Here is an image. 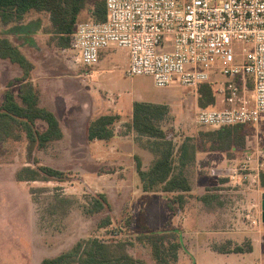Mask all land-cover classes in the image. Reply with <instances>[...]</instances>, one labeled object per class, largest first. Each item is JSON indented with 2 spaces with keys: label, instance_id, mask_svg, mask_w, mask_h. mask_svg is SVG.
Listing matches in <instances>:
<instances>
[{
  "label": "rangeland",
  "instance_id": "1",
  "mask_svg": "<svg viewBox=\"0 0 264 264\" xmlns=\"http://www.w3.org/2000/svg\"><path fill=\"white\" fill-rule=\"evenodd\" d=\"M93 6L90 1L80 14L79 23L93 21ZM16 25L5 26L0 20V34L8 36L36 63L33 83L41 87V105L57 112L66 133L63 140L36 151L34 156L40 165L70 172L73 178L68 181L18 182L15 175L20 168L34 167L30 163L26 134L19 132L18 139L0 140V264H42L44 259L70 251L78 241L91 238L106 242L129 241L132 243L129 251L135 258L147 264H158L151 244L137 240L141 226L148 222L147 216L155 230L178 229L181 232L184 246L172 264H246L247 260L242 256L225 257L210 249L233 251L241 247L248 252L255 243L260 245L258 252L264 261V223L252 228L255 231L237 230V225L248 223L236 209L244 202L241 199L246 194L229 182L225 172L223 178L213 174L215 169H225L224 161L205 160L200 155L187 172L194 187L193 196L188 195L186 205L183 208L176 206L174 211L165 210L167 201L160 197L152 205L141 196L140 185L134 181L136 157L143 149L138 134L128 127L132 120L133 101L142 99L166 105L170 115L163 127L170 135L176 136L174 141L181 144L190 136L198 137L196 142L199 143L201 132L213 130L194 122L200 95H189L188 90L180 86L157 88L151 77L129 76L127 57L122 51H109L112 60L101 56L100 62L92 67L75 62V51L46 45L49 36L44 31L50 28L51 21L45 13H31L19 24L33 26L35 33L30 38L22 31H15ZM95 69L100 71L98 76L92 73ZM21 74L18 66L0 59V103L8 83ZM226 80L227 77L217 73L207 82L213 83L217 99L220 85ZM247 88L249 96L253 90L252 80H247ZM194 97L195 105L185 107ZM106 113L121 115L122 120L115 129L117 139L93 144L86 138L87 122ZM248 128L252 135L251 147L259 145L258 149H263L264 122L248 125ZM111 145L123 146L126 153L114 158L116 152L114 155L110 151ZM150 157L153 156L143 158L144 164H149ZM125 179L129 183L123 182ZM208 189L219 195V200L209 207L197 198L198 193L204 194ZM57 194L77 200L68 216L61 215V208L58 213L53 211L55 201L52 197ZM94 194H106L112 211L88 214ZM247 198L254 202L253 198ZM260 201L257 198V203ZM108 213L113 219L112 224L99 228L98 224ZM193 213L196 219H190L189 214ZM257 257L253 255L249 262L259 264Z\"/></svg>",
  "mask_w": 264,
  "mask_h": 264
},
{
  "label": "trees",
  "instance_id": "2",
  "mask_svg": "<svg viewBox=\"0 0 264 264\" xmlns=\"http://www.w3.org/2000/svg\"><path fill=\"white\" fill-rule=\"evenodd\" d=\"M93 2L92 22H105L108 17L105 0H0V20L5 26H14L15 31H22L32 37L33 26L19 25L31 13L49 15L51 26L44 31L49 36L48 47L69 49L71 35L79 24L80 14ZM0 59L18 66L22 74L12 79L3 93L0 103V140L20 138L19 132H24L29 142L30 163L34 167L24 166L15 175L18 182H48L68 181L72 173L61 171L50 166L40 165L34 156L36 151L47 149L64 139V131L55 111L41 105V89L33 83L35 64L6 35L0 34ZM1 86V83H0ZM199 106H215L217 97L213 83H204L199 88ZM170 110L166 105L143 101L133 104L132 120L128 124L130 130L138 134L142 149L149 151L153 160L144 167L141 157L137 156L136 170L142 189L147 193H163L168 195L167 206L174 211L175 207L183 208L187 197L193 191L192 182L187 174L191 166L197 162L200 151L226 152L231 158L236 151L248 150L252 145V135L248 125L239 124L220 129L201 132L198 140L186 137L181 144L174 141L163 127L169 118ZM121 115L116 113L103 114L91 119L87 127L88 141L112 140L115 136L117 123ZM43 126V129L40 128ZM260 184L264 189V171L260 175ZM208 189L206 193L197 196L206 206H212L219 195ZM55 211L60 208L61 215L68 216L74 206L75 198L65 195H54ZM87 212L90 215L112 211V204L106 194H94ZM108 213L98 224L105 228L112 224ZM181 232L178 229L157 231L145 222L141 226L138 241L151 244L153 257L158 264H172L178 259V251L183 248ZM132 243L126 240L112 242L101 241L98 238L78 241L70 251L56 257L46 258L42 264H147L135 258L129 251ZM225 251V250H224ZM223 251V252H224ZM243 252L241 247L233 251Z\"/></svg>",
  "mask_w": 264,
  "mask_h": 264
},
{
  "label": "built area",
  "instance_id": "3",
  "mask_svg": "<svg viewBox=\"0 0 264 264\" xmlns=\"http://www.w3.org/2000/svg\"><path fill=\"white\" fill-rule=\"evenodd\" d=\"M105 22L79 23L71 35L75 62L92 67L102 52L129 57V76L151 77L157 88L180 86L195 97L217 73L227 77L218 94L225 108L200 107L194 122L213 129L257 125L264 118V0H105ZM249 77H252L250 79ZM247 80L253 90L247 95ZM234 165L213 170L241 188L257 184L264 171V149ZM249 190V189H248ZM246 201L243 208H246ZM244 218L261 223L260 203Z\"/></svg>",
  "mask_w": 264,
  "mask_h": 264
},
{
  "label": "crops",
  "instance_id": "4",
  "mask_svg": "<svg viewBox=\"0 0 264 264\" xmlns=\"http://www.w3.org/2000/svg\"><path fill=\"white\" fill-rule=\"evenodd\" d=\"M49 38V37H48ZM47 41H48V39H47ZM46 45H47V42H46ZM21 48V47H20ZM111 50H115V49H110V50H105V51H103L102 52V55L101 56H103V58H107L108 57V59H110V60H112L111 59V57L112 56H110V54L108 53L109 51H111ZM118 51H120V50H118ZM122 52H124L125 53V55H126V57H127V59H126V63L129 65V57H128V55H127V53L125 52V51H122ZM25 54V53H24ZM26 55V54H25ZM27 56V55H26ZM29 58V57H28ZM30 59V58H29ZM101 59V58H100ZM31 60V59H30ZM32 62H33V60H31ZM34 64H35V66H37L36 65V63L35 62H33ZM35 72H36V68H35V70H34V72H33V81H34V78H35ZM95 76H98L99 74H100V71L99 70H97V69H95L93 72H92ZM37 85V84H36ZM40 89H41V87H40ZM41 94H42V90H41ZM187 94H191L189 91H188V93ZM191 96H193V95H191ZM119 100V99H118ZM135 101H142V99H139V100H134L133 101V103L131 104L132 106H131V115H133V104H134V102ZM143 102H146V101H143ZM113 103H115V100H113ZM149 103H151V102H149ZM195 103H196V99H195V97L191 100V103L188 105H185V107H189L190 105H195ZM155 104H161V103H155ZM47 107V106H46ZM226 107V104H224V102H223V98L220 96L218 99H217V101H216V105L215 106H210V107H207V108H225ZM48 108H50V107H48ZM121 108H123V107H121ZM50 109H52V108H50ZM53 111H55L54 109H52ZM55 113L57 114V112L55 111ZM106 114H108V113H106ZM117 114V113H116ZM171 114L173 115L174 113H173V111L171 112ZM101 115H103V114H101ZM101 115H99V116H101ZM120 115V114H119ZM57 116H58V114H57ZM99 116H97V117H99ZM97 117H95V118H97ZM58 118H59V116H58ZM60 119V118H59ZM91 119H94V118H90L89 120H88V122H87V125H86V130H85V134H86V138H87V127H88V123H89V121L91 120ZM121 120H122V118H121ZM60 122H61V120H60ZM120 122V121H119ZM264 122V118L261 120V123H263ZM61 125H62V128H63V131H64V134H65V136H66V133H65V130H64V127H63V124H62V122H61ZM116 129V128H115ZM132 131V130H131ZM133 133L135 132V131H132ZM65 136H64V138H65ZM115 139H117L116 138V131H115V136H114V138L112 139V140H110V141H114ZM88 140V139H87ZM110 141H108V142H110ZM90 142V141H89ZM93 142V144H95V142H105V141H97V140H95V141H92ZM121 147V148H120ZM256 147H257V149L259 148V145L258 146H255V148L254 147H251V148H249L248 150H243V151H236V152H234L235 153V156H233V157H229L228 156V154L226 153V152H214V151H200V152H198V154H197V159H198V157L201 155L202 156V158H205V160H211V161H214V162H216V161H221L222 160V162L224 163L223 164V166L225 165V166H227V165H234V164H237L238 162H239V159L240 158H242V160L245 158V157H248V156H253L254 158H255V152H256ZM260 148H262L261 146H260ZM264 149V148H263ZM112 150V152L114 153V152H116V156L114 157V158H116L117 157V154H120V155H123V154H125L126 152H125V149L123 148V146H119V145H117V146H114V145H111V147H110V151ZM145 149H143V151H142V153H139L140 154V156L139 157H141L142 158V160H143V158H145L146 156H150V152L149 151H144ZM112 153V154H113ZM114 155H115V153H114ZM114 155H111V156H114ZM152 155V154H151ZM151 158V160L149 161V164L148 165H146V164H144V167H148L149 165H150V163L152 162V160H153V157H150ZM201 158V157H200ZM143 163H144V161H143ZM137 175H135L134 177V181L136 182V180H137V183H138V185H140V187H139V192H140V194H141V196L143 197V198H145V199H147L152 205H155L156 204V202H157V200H158V197H160L161 199H163L164 201H167V199H168V195H166V194H163V193H147V192H144L143 191V189H142V185H141V181H140V179L138 180V178L137 177H139V175H138V173H136ZM190 178V177H189ZM131 181H133V176L131 177ZM123 182H125V183H129V180H127V179H125V180H123ZM193 185V184H192ZM194 188V187H193ZM249 189V190H248ZM241 190V192H243L244 194H246V196H245V198L243 199H241L242 201H246V203H247V205H246V208H243V203L242 204H239V208L237 207L236 209H237V211H239L238 213H242V211L244 210L245 211V209H250L251 208V201L247 198L248 196L249 197H251V198H253L254 199V202H256L257 203V198L259 199V200H261V196H262V193L264 192V189L261 187V184H260V181H259V183H255V184H251V183H249V184H247L245 187H243V188H241L240 189ZM250 191V192H249ZM194 193V191H192V193L190 194L191 196H193L192 194ZM200 195H202V193H198L197 194V196H200ZM260 204H261V201L259 202ZM165 210H171L168 206L167 207H165ZM172 211V210H171ZM242 215H243V213H242ZM189 216H190V219L192 218V217H194L195 218V216H194V213L192 214V215H190L189 214ZM188 216V217H189ZM196 219V218H195ZM261 219H262V217H261ZM146 221H148L147 223H148V225L150 226V228H152L153 229V227L150 225V223H149V218H148V216H147V220ZM263 222V221H262ZM245 226V227H244ZM249 227H251L250 226V224L249 223H246V225H244L243 223H242V225L240 224V225H237L236 226V229L237 230H239V231H244V230H246V228L247 229H254V228H256V227H258V225H256L255 227H251V228H249ZM245 228V229H244ZM252 229V230H253ZM153 230H155V229H153ZM158 231V230H157ZM253 231H255V230H253ZM244 232H248V231H244ZM251 236H253V234H251ZM256 241H258L257 239H255ZM254 240V242H256ZM258 246V243H255V245L253 246V249H250V251H248V252H246L245 250L243 251V252H239V253H235V252H225V251H229V250H214V249H210V251H213V252H215L216 254H218V255H222V256H225V257H228V256H232V257H235V256H242L243 258H245V260H247L246 261V264H256L255 262H253L252 260H251V262H249L250 260H249V258H251V257H253V255H255V256H258L257 258V261H258V263L259 264H264V261H263V257H262V259H261V255H259V252H258V250H259V246ZM207 247V246H206ZM251 248V247H250ZM224 251V252H223ZM230 251H232V250H230Z\"/></svg>",
  "mask_w": 264,
  "mask_h": 264
},
{
  "label": "water",
  "instance_id": "5",
  "mask_svg": "<svg viewBox=\"0 0 264 264\" xmlns=\"http://www.w3.org/2000/svg\"><path fill=\"white\" fill-rule=\"evenodd\" d=\"M261 208H262V221L264 223V192L262 193L261 196Z\"/></svg>",
  "mask_w": 264,
  "mask_h": 264
}]
</instances>
